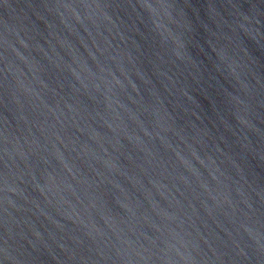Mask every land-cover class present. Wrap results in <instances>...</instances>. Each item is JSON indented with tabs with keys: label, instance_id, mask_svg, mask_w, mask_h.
Returning <instances> with one entry per match:
<instances>
[{
	"label": "water",
	"instance_id": "1",
	"mask_svg": "<svg viewBox=\"0 0 264 264\" xmlns=\"http://www.w3.org/2000/svg\"><path fill=\"white\" fill-rule=\"evenodd\" d=\"M0 264H264V0H0Z\"/></svg>",
	"mask_w": 264,
	"mask_h": 264
}]
</instances>
